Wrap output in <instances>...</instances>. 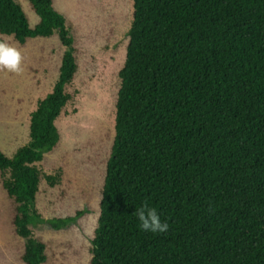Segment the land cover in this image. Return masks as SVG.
Masks as SVG:
<instances>
[{"label":"trees","instance_id":"trees-1","mask_svg":"<svg viewBox=\"0 0 264 264\" xmlns=\"http://www.w3.org/2000/svg\"><path fill=\"white\" fill-rule=\"evenodd\" d=\"M29 1L34 27L16 0H0V40L25 45L57 31L66 49L52 91L31 112L29 141L13 156L0 149V175L26 239L24 264H45L34 226L61 229L75 216L38 210L42 178L55 186L64 174L43 175L38 164L60 141L56 120L74 98L78 63L54 0ZM133 3L90 264H264V0ZM145 200L166 233L139 227Z\"/></svg>","mask_w":264,"mask_h":264},{"label":"rangeland","instance_id":"rangeland-1","mask_svg":"<svg viewBox=\"0 0 264 264\" xmlns=\"http://www.w3.org/2000/svg\"><path fill=\"white\" fill-rule=\"evenodd\" d=\"M16 1L30 25H37L40 17L30 1ZM54 6L66 17L75 39L78 71L68 86L74 98L56 120L60 141L38 164L43 175L62 167L63 179L50 186L43 177L36 206L45 218L75 219L61 229L50 223L35 225L34 234L47 243L45 264H90L107 161L115 138L119 70L126 58L134 3L54 0ZM3 37L23 56L22 73L0 70V149L13 156L30 139L31 112L52 91L66 47L57 31L49 37H30L25 45L11 35ZM15 206L2 187L0 175V264H24L26 239L14 231Z\"/></svg>","mask_w":264,"mask_h":264},{"label":"clouds","instance_id":"clouds-1","mask_svg":"<svg viewBox=\"0 0 264 264\" xmlns=\"http://www.w3.org/2000/svg\"><path fill=\"white\" fill-rule=\"evenodd\" d=\"M22 62L21 51L16 46L0 40V70L20 74L24 71ZM135 216L139 227L144 231L162 234L169 230V224L161 220L157 209L151 206L147 200L135 209Z\"/></svg>","mask_w":264,"mask_h":264}]
</instances>
